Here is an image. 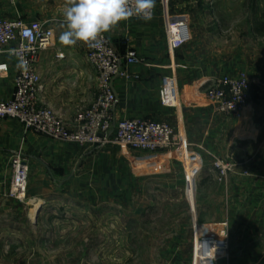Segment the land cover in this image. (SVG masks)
<instances>
[{
	"label": "crops",
	"instance_id": "1",
	"mask_svg": "<svg viewBox=\"0 0 264 264\" xmlns=\"http://www.w3.org/2000/svg\"><path fill=\"white\" fill-rule=\"evenodd\" d=\"M64 6L65 0H0V16L41 20L54 30L53 44L39 54L37 70L42 88L38 98L41 105L53 109L73 128L79 111L95 101L99 81L97 70L87 59V46L82 43L65 46L60 41L65 30ZM155 9L156 15L148 21L130 19L106 33L119 53L124 54L127 47H132L145 60L129 67V72L138 75L137 78L114 80L115 118L166 119L177 127L204 160L197 188L194 189L195 182L189 177L186 196L177 197L186 201L189 220L194 225L195 222L227 220L230 233L228 264H264V67L248 69L250 98L242 118L217 113L214 103L205 94L208 81L217 75L236 74L246 69L244 63L237 55L230 58L225 51L216 53L211 46H201V35L196 29L189 43L171 52L164 1L155 0ZM0 62H7L9 66L8 72L0 77V99H8L14 91L18 60L0 52ZM175 72L181 109L164 106L160 100L164 76ZM17 149L28 152L30 157L37 156L38 160H50L60 168L78 163L85 155L82 147L25 131L14 119L0 121V159ZM215 157L239 164L237 171L225 182H219L211 172ZM147 165L154 167L155 163ZM244 171L249 174H243ZM58 181L56 177L40 187L48 185L52 193L61 187ZM180 184L183 185V181ZM35 195L34 203L57 204L53 202L54 196L40 192ZM64 200L66 202L68 198ZM68 204L64 203V207ZM43 214L41 209L38 218ZM51 214L46 213V216ZM188 250L192 255L193 243H189ZM174 264L183 263L176 259Z\"/></svg>",
	"mask_w": 264,
	"mask_h": 264
},
{
	"label": "rangeland",
	"instance_id": "2",
	"mask_svg": "<svg viewBox=\"0 0 264 264\" xmlns=\"http://www.w3.org/2000/svg\"><path fill=\"white\" fill-rule=\"evenodd\" d=\"M168 6L173 14L188 15L201 46L237 55L246 68L241 71L264 67V0H168ZM115 145L82 147L83 158L64 168L24 150L3 155L0 264H174L176 259L193 264L189 243L194 250L198 227L206 223L194 225L186 201L177 199L186 196L183 164L171 161L152 170L137 161L139 151ZM17 155L28 168L21 198L13 192ZM56 177L59 190L40 187ZM37 192L57 203L40 202L41 218L33 215ZM49 212L52 216H46Z\"/></svg>",
	"mask_w": 264,
	"mask_h": 264
},
{
	"label": "built area",
	"instance_id": "3",
	"mask_svg": "<svg viewBox=\"0 0 264 264\" xmlns=\"http://www.w3.org/2000/svg\"><path fill=\"white\" fill-rule=\"evenodd\" d=\"M163 1L169 48L174 52L192 40L190 21L187 14L171 13L168 0ZM155 15L154 7L152 18ZM53 39L54 30L41 20L27 21L21 17L0 16V52H6L18 60L14 91L10 98L0 99V121L14 119L35 133L80 147L112 143L124 149L139 151L141 157L137 161L155 163L152 170L163 169L167 163L177 161L185 168L187 182L189 177L196 182L204 166L203 156L168 120L152 117L116 120L114 80L119 77L137 78L138 75L129 72V67L145 60L132 47H127L124 54L119 53L106 33L102 34L96 47L86 45L87 59L98 72L99 90L95 101L79 111L75 126L71 128L53 109L41 105L38 92L42 85L37 63L40 52L50 47ZM25 62L27 70L21 67ZM8 70V63L0 62V77ZM249 88V74L238 71L236 74L225 73L212 77L205 87V94L214 103L217 113L240 119L249 102ZM160 100L164 106L181 109L176 74L164 76ZM14 164L13 192L21 198L26 193L28 168L19 155L15 156ZM238 165L231 159L215 157L211 172L219 182H225L231 173L237 171ZM147 169H151V166H146ZM243 174L249 173L244 171ZM198 229L194 240L193 264H228L229 222H210Z\"/></svg>",
	"mask_w": 264,
	"mask_h": 264
},
{
	"label": "clouds",
	"instance_id": "4",
	"mask_svg": "<svg viewBox=\"0 0 264 264\" xmlns=\"http://www.w3.org/2000/svg\"><path fill=\"white\" fill-rule=\"evenodd\" d=\"M155 0H65L60 41L65 46L82 43L96 47L102 34L135 17L152 18ZM27 70L26 62L21 65Z\"/></svg>",
	"mask_w": 264,
	"mask_h": 264
},
{
	"label": "bare ground",
	"instance_id": "5",
	"mask_svg": "<svg viewBox=\"0 0 264 264\" xmlns=\"http://www.w3.org/2000/svg\"><path fill=\"white\" fill-rule=\"evenodd\" d=\"M174 93H175V96H177V90L176 89H175V92ZM175 98H177V97H175ZM174 100H176V99H174ZM40 205L41 204L39 202L38 203H35L34 213H33L34 217L36 216V213H37L36 210H37L38 207H40Z\"/></svg>",
	"mask_w": 264,
	"mask_h": 264
},
{
	"label": "water",
	"instance_id": "6",
	"mask_svg": "<svg viewBox=\"0 0 264 264\" xmlns=\"http://www.w3.org/2000/svg\"><path fill=\"white\" fill-rule=\"evenodd\" d=\"M39 210H40V207H39V209H38V211H37V213H36V218H37V216H38V214H39V212H40Z\"/></svg>",
	"mask_w": 264,
	"mask_h": 264
}]
</instances>
